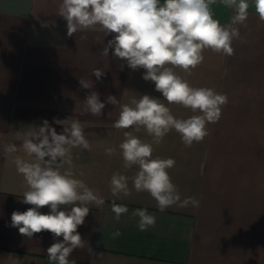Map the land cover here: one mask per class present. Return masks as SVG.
Here are the masks:
<instances>
[{
	"label": "crops",
	"instance_id": "crops-1",
	"mask_svg": "<svg viewBox=\"0 0 264 264\" xmlns=\"http://www.w3.org/2000/svg\"><path fill=\"white\" fill-rule=\"evenodd\" d=\"M248 3L247 20L234 25L240 33L232 44L234 55L205 50L204 62L191 75L176 69L191 86L226 94L228 103L219 121L207 125L209 135L202 142L185 147L173 130L153 145V158L175 160L169 174L181 199L194 196L200 202L199 207L177 204L161 212L147 192L132 189L131 179L130 196H112L113 173L131 178L138 171V166L123 167L118 145L126 130L113 124L120 105L144 94L161 99L177 118L194 113L167 105L154 83L142 78L144 69L128 68L111 49L103 56L115 34L106 36L97 26L69 37L58 15L61 0H0V264H54L47 248L62 236L54 239L44 231L29 239L11 226L13 211L33 207L22 202L27 185L14 159L31 160L22 148L26 133L44 120L62 133L55 120L69 118L81 122L91 145V151L73 149L72 170L105 200L101 207L91 206L78 227L88 245L72 252L70 264H264V21L253 0ZM211 7L215 19L230 24L231 8L222 0ZM96 68L105 73L100 81L92 75ZM80 79L93 81V88L83 89ZM92 91L105 103L101 116L86 110L85 98ZM109 95L117 98L116 105L107 103ZM133 134L152 141L144 128ZM9 144L18 152L7 153ZM108 147H115L116 154L106 155ZM113 200L129 209L118 222ZM136 209L154 214L155 227L140 231L139 218L132 215ZM117 230L121 235L114 238Z\"/></svg>",
	"mask_w": 264,
	"mask_h": 264
},
{
	"label": "clouds",
	"instance_id": "clouds-1",
	"mask_svg": "<svg viewBox=\"0 0 264 264\" xmlns=\"http://www.w3.org/2000/svg\"><path fill=\"white\" fill-rule=\"evenodd\" d=\"M217 0H61L58 15L66 21L67 35L95 29L99 26L106 36L112 35L101 54L124 61L132 70L144 69L142 78L155 85V91L163 96L167 105H179L190 109L188 118L175 117L161 99L148 94L135 97L120 105L118 119L113 127L125 129L124 140L118 145L123 167L138 166L135 175L129 178L113 173L109 190L113 197L121 199L136 192H147L159 211L164 212L174 205L199 207L196 197L181 199L179 188L172 182L169 170L175 166L173 158H153V145L160 144L171 131L180 135L185 147L199 143L209 135L208 124H215L228 103L226 94L208 87H193L177 73L176 69L191 75L204 62L205 50L225 56L234 55L233 41L240 37L234 25L244 24L248 18V0H222L233 10L231 22L222 25L214 18L212 5ZM254 9L264 21V0H253ZM86 37H82L84 39ZM92 75L100 81L105 73L96 68ZM83 89L93 88V81L80 79ZM107 103L116 105L118 100L109 95ZM86 110L93 116H101L105 103L99 93L92 91L85 98ZM63 126L62 133L44 120L34 131L23 136L22 148L31 160L16 155L14 164L22 175L27 189L22 202L32 205L24 212L13 211L11 226L29 239L44 231L53 234L56 240L47 248L48 259L54 264H70L69 257L78 248L87 244L77 231L85 223L91 206L101 207L105 200L99 190L90 188L77 178L73 169L72 151H91L84 128L78 119L55 120ZM67 125V126H65ZM144 128L151 142H145L134 132ZM9 154L17 153L15 144L6 145ZM115 147L105 149L106 155L116 154ZM67 166V167H66ZM80 175H83L82 173ZM131 179L132 189L129 188ZM48 207L49 212L40 209ZM114 219L118 222L129 209L126 205L112 202ZM137 227L147 231L155 227L156 216L147 209H136ZM113 237H119L117 230ZM90 251L93 250L90 248ZM97 258L102 253H94ZM75 264V261H71Z\"/></svg>",
	"mask_w": 264,
	"mask_h": 264
}]
</instances>
